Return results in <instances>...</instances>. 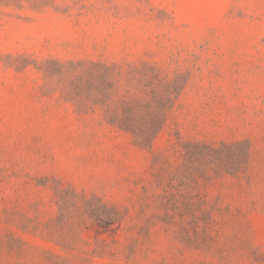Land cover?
Instances as JSON below:
<instances>
[{
  "label": "rangeland",
  "instance_id": "374dc122",
  "mask_svg": "<svg viewBox=\"0 0 264 264\" xmlns=\"http://www.w3.org/2000/svg\"><path fill=\"white\" fill-rule=\"evenodd\" d=\"M0 264H264V0H0Z\"/></svg>",
  "mask_w": 264,
  "mask_h": 264
}]
</instances>
